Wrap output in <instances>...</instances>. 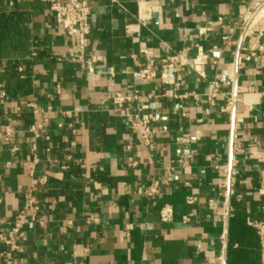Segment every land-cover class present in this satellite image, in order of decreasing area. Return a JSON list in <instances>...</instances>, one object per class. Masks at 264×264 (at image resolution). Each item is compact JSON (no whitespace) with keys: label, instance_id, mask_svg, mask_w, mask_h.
<instances>
[{"label":"crops","instance_id":"1","mask_svg":"<svg viewBox=\"0 0 264 264\" xmlns=\"http://www.w3.org/2000/svg\"><path fill=\"white\" fill-rule=\"evenodd\" d=\"M88 1L92 74L50 0L0 2V236L17 238L27 193L40 203L17 263L261 264L247 219L264 206V0ZM182 50L188 64L162 82L161 60ZM148 65L157 78L140 77ZM135 90L156 115L149 146L113 111L114 92ZM33 100L44 110L37 118ZM232 158L229 196L219 184Z\"/></svg>","mask_w":264,"mask_h":264},{"label":"built area","instance_id":"2","mask_svg":"<svg viewBox=\"0 0 264 264\" xmlns=\"http://www.w3.org/2000/svg\"><path fill=\"white\" fill-rule=\"evenodd\" d=\"M8 6H14V0H0ZM137 4L140 5L142 0H136ZM175 2V0H161ZM91 5L88 0H68V2L63 3L60 0H50V10L54 13L56 21L66 32L74 38V47L76 54L80 60L81 67L87 69L89 73L95 72V67L92 62L93 58L86 59L85 55L87 52V46L89 43V36L91 34V23L89 20L91 14ZM141 19H143L141 17ZM129 27H126V32H129ZM36 52L32 51L31 56H35ZM254 55V53L252 54ZM250 56L247 57L249 59ZM188 64L187 55L185 51H178L174 54L163 58L161 60V74L160 77L162 82L173 83L169 80L168 73L170 71L179 72L185 65ZM18 70L23 71V67L19 66ZM140 77L144 79H155L158 77L157 71L153 69L150 65L140 69ZM182 78L177 77V82H175V88L182 83ZM219 82L214 81L212 83V90L207 93V101L210 104L215 103V98L218 94ZM147 98H153V95H147ZM142 95L138 91H133L125 93L122 91H116L112 94L111 100L113 103V111L118 116L125 119L129 129L137 135L140 143L144 146H149L152 143V139L157 134V128L155 126L156 115L155 112L147 104L141 101ZM231 100L229 104H231ZM32 109L34 116L40 115L44 112L43 108L40 107L36 100L29 102L28 104ZM46 119L40 118L35 119L34 123L31 125L30 130L35 134V136H40L43 130L44 122ZM241 148L238 145L231 146V152L233 154L240 151ZM129 165H136L137 162L129 158ZM224 173V178L219 184L227 195H233L234 187L237 182V171H236V161L234 158L222 168ZM171 180V173H168L165 179H155L148 186L146 194L150 197L158 194L164 185H167ZM44 181V180H42ZM237 200H240V196H236ZM195 198L189 196L187 198L188 203H193ZM39 211L40 203L38 198L32 193H27L24 197V205L21 210L16 215L14 224L18 230V236L7 237L5 235L0 236L1 242L4 246L0 248V264H18L16 253L20 250V244L18 239L24 234L23 228L35 221H39ZM173 215V209L170 205H165L161 209L160 217L162 221L171 220ZM189 216L186 217L188 220ZM42 223V222H40ZM247 223L255 228L260 244L261 252V264H264V206H262V218L261 219H247ZM67 264H73L68 262Z\"/></svg>","mask_w":264,"mask_h":264},{"label":"trees","instance_id":"3","mask_svg":"<svg viewBox=\"0 0 264 264\" xmlns=\"http://www.w3.org/2000/svg\"><path fill=\"white\" fill-rule=\"evenodd\" d=\"M1 2V1H0ZM3 3V2H2Z\"/></svg>","mask_w":264,"mask_h":264}]
</instances>
